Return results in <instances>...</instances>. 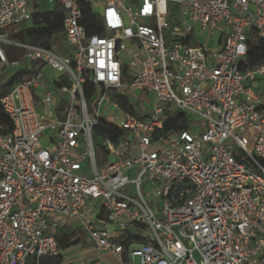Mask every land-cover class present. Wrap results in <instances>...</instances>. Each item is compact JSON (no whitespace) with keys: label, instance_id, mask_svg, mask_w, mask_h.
<instances>
[{"label":"built area","instance_id":"2783aa9c","mask_svg":"<svg viewBox=\"0 0 264 264\" xmlns=\"http://www.w3.org/2000/svg\"><path fill=\"white\" fill-rule=\"evenodd\" d=\"M48 1L65 11L72 57L10 38L40 0H0V83L8 66L27 72L0 98L13 123L0 133V264L60 255L69 222L95 244L88 264H264V63H247L264 44V0ZM80 1L104 35H88ZM11 49L23 56L10 61ZM126 91L153 102L142 111ZM178 111L188 129L163 133ZM101 122L124 135L95 139Z\"/></svg>","mask_w":264,"mask_h":264},{"label":"trees","instance_id":"16d2710c","mask_svg":"<svg viewBox=\"0 0 264 264\" xmlns=\"http://www.w3.org/2000/svg\"><path fill=\"white\" fill-rule=\"evenodd\" d=\"M80 6L83 12L81 24L87 29L88 35L98 34L104 35L105 30L102 25L101 17L93 12L92 5L88 1H80ZM170 19L175 21L177 15V5L171 3ZM65 17V11L62 7L56 6L52 10L36 11L33 14V20L30 26L24 24L16 25L10 29V38L33 45L42 46L45 48H52L58 42V39L62 36L64 38L63 21ZM17 29V32L14 30ZM11 49L8 51L10 61H15L23 56L22 50ZM247 63L250 66H256L264 63V44L257 43L252 45L247 58ZM27 78V72L21 70L9 78H4L0 83V98L5 95L15 84L23 81ZM93 86L86 84L84 87V94L88 99L93 93ZM123 106L127 108V100H123ZM190 117L182 112H174L169 115L165 122L163 133L167 134L174 131L186 130L189 127ZM13 130V123L9 116L5 113L0 103V133L9 134ZM124 135L123 130H119L113 126H109L103 122L99 123L93 130V136L95 139L99 137L110 138L113 142L117 143L119 138ZM98 164H103L105 161L103 150L96 149ZM82 233V235H81ZM57 238L60 244L61 254L56 257H51L48 261L42 264H60L63 256L62 252L68 250L72 246L80 243L83 240V232L80 228L61 227L57 229ZM136 239L139 241H145V238L136 236L130 232L128 241ZM54 260V261H52Z\"/></svg>","mask_w":264,"mask_h":264},{"label":"rangeland","instance_id":"374dc122","mask_svg":"<svg viewBox=\"0 0 264 264\" xmlns=\"http://www.w3.org/2000/svg\"><path fill=\"white\" fill-rule=\"evenodd\" d=\"M201 1H204V0H201ZM54 8H55V3H50L48 0H40V4H39V6L37 7V10H40V11H47V10H52V9H54ZM97 9H101V7H97ZM200 41H201V40H199L198 38L194 37V38H193V45H198V44H200ZM55 47H56L59 51L63 52L65 55H68V56H70V57L73 56V51H72L70 45L67 43V41H66V37H65V36H64V38L61 36V37L58 39V42L56 43ZM124 59H125L126 62L129 61V58H128V57H125ZM23 68H24L23 66H8V67L6 68V70H5V72H6L7 75L12 76V75L16 74L17 72L21 71ZM131 81H132V78H131L130 76H127V75L124 76V78H123V83H124V84H130ZM51 87H54V86H51ZM126 92H127L128 96L133 97V98L136 100L137 105L139 106V108H140L142 111H144V109H145V107H144L145 104H149V105H150V104H152V102H153V97H152V95H151L150 93H147L146 91H144V92H142V93H141L140 91H126ZM114 94H115V93L113 92L112 95H114ZM145 111H147V110H145ZM123 119H124V116H123L121 113L118 112V113H115L114 115L112 114V116L108 117V118H107V122H108V123H113V122H115V121H117V122H121V121H123ZM193 120H194V119H193ZM46 134H49V130L46 131ZM48 144H49V142H48L47 140L42 139V145H43L44 147H47ZM83 165H84L85 167L88 168L89 163H88V162H84ZM85 172H86V170H84V169L81 171L82 174L85 173ZM73 226H74V227H78L79 224H78L77 222H75V223L73 224ZM142 231H143V233H145V234H146V233H149V231H148V230H145V229H143ZM83 247H84V248H83ZM82 248H83V250H84V249L88 248V246H87V245H83ZM82 248H81L80 250H82ZM73 250H74V249L69 250V251L66 252L67 254H66V253H65V254H66L68 257H71V256H69V255H72V256H73V255H76V254H75V251H73ZM80 252H81V251H80ZM31 261H33V260H31ZM52 261H54V260H52ZM136 262H137V263L140 262V258H139V257L136 258Z\"/></svg>","mask_w":264,"mask_h":264},{"label":"crops","instance_id":"0c3cea01","mask_svg":"<svg viewBox=\"0 0 264 264\" xmlns=\"http://www.w3.org/2000/svg\"><path fill=\"white\" fill-rule=\"evenodd\" d=\"M44 73H45L44 81H45L46 85L48 87H51V86L55 87V85L53 84L51 79H54L57 76L56 71H54L53 69H51L49 67H46L44 69ZM51 88H53V87H51ZM62 219H63V217H60V216H58L56 218V220L59 221V222ZM73 224H74V222H69V224H65L63 226H59V228H61V227L80 228V227H74ZM82 232H83V240L80 243L72 246L68 250L62 252L63 259H62V262L60 264H88L93 258L97 257L98 254H97V250L95 249V244L89 239V237L87 236L85 231L82 230ZM81 235H82V233H81ZM83 245H87L88 248L83 250V248H84V247L82 248ZM81 248H82V250H80ZM72 249H74L73 251H75L76 255H73V256L69 255L71 257H68L66 255L67 254L66 252L69 251V250H72ZM102 257L104 259H106V260H109V261L112 259L106 253H103ZM50 258L51 257L44 258L42 263L43 262L46 263V261H48V259H50Z\"/></svg>","mask_w":264,"mask_h":264}]
</instances>
